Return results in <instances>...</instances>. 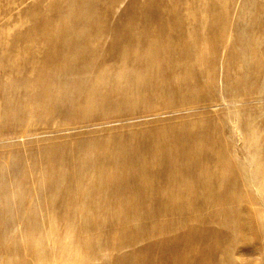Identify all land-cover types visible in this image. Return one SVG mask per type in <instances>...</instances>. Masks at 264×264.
<instances>
[{
    "label": "rangeland",
    "instance_id": "obj_1",
    "mask_svg": "<svg viewBox=\"0 0 264 264\" xmlns=\"http://www.w3.org/2000/svg\"><path fill=\"white\" fill-rule=\"evenodd\" d=\"M0 264H264V0H0Z\"/></svg>",
    "mask_w": 264,
    "mask_h": 264
}]
</instances>
